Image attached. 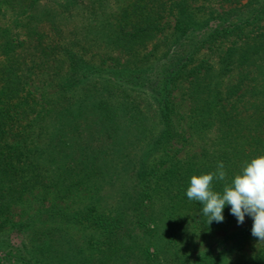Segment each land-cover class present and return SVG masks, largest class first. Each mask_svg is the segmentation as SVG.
Masks as SVG:
<instances>
[{"label":"trees","instance_id":"obj_1","mask_svg":"<svg viewBox=\"0 0 264 264\" xmlns=\"http://www.w3.org/2000/svg\"><path fill=\"white\" fill-rule=\"evenodd\" d=\"M257 155L264 0H0V264H264L185 195Z\"/></svg>","mask_w":264,"mask_h":264},{"label":"clouds","instance_id":"obj_2","mask_svg":"<svg viewBox=\"0 0 264 264\" xmlns=\"http://www.w3.org/2000/svg\"><path fill=\"white\" fill-rule=\"evenodd\" d=\"M225 176L223 161L217 162L214 171L190 176L186 197L201 205L200 213L207 217L208 224L222 222L226 206H230L228 211L238 225L245 216L250 217L251 235L264 240V155L245 161L221 191L214 190L213 180L223 181Z\"/></svg>","mask_w":264,"mask_h":264},{"label":"rangeland","instance_id":"obj_3","mask_svg":"<svg viewBox=\"0 0 264 264\" xmlns=\"http://www.w3.org/2000/svg\"><path fill=\"white\" fill-rule=\"evenodd\" d=\"M245 223H246V222H245ZM211 238H213V237L209 236V237H208L207 239H205V240H199L201 243H200L199 245H197V250H195V252H197L198 249H199V250L203 249V248L205 247V245L208 244V243L210 242L209 239H211Z\"/></svg>","mask_w":264,"mask_h":264}]
</instances>
